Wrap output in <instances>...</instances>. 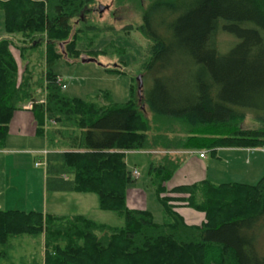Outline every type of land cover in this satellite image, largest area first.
Instances as JSON below:
<instances>
[{"label":"trees","instance_id":"obj_1","mask_svg":"<svg viewBox=\"0 0 264 264\" xmlns=\"http://www.w3.org/2000/svg\"><path fill=\"white\" fill-rule=\"evenodd\" d=\"M94 1L0 0L6 33L22 37L0 39V149L14 111L31 104L51 149L46 189L95 192L123 224L0 209V259L12 239L29 236L40 238L43 264H264V174L256 184L205 179L172 193L164 186L181 163L170 151L264 145V127L242 126L247 115L264 121L252 112L264 110V0H149L136 30L149 42L142 103L150 119L134 85L130 99L118 103L109 92L71 97L57 84L53 63L82 51L96 58L93 42L111 31L88 20ZM222 33L232 39L225 51ZM11 47L24 62L20 74ZM158 148L165 154L148 153V173L161 223L125 204L133 176L125 151ZM182 202L204 220L187 224L177 211Z\"/></svg>","mask_w":264,"mask_h":264},{"label":"rangeland","instance_id":"obj_2","mask_svg":"<svg viewBox=\"0 0 264 264\" xmlns=\"http://www.w3.org/2000/svg\"><path fill=\"white\" fill-rule=\"evenodd\" d=\"M149 0H95L91 6L88 20L106 30L102 37L93 42V50H99L95 61L83 62L81 58H88L89 53L82 51L79 58L61 59L52 64L53 71L58 73L66 83L64 93L71 97L95 99L97 95L109 92L113 101L118 103L130 99L131 88H136V76L142 72V64L148 52V40L136 30L141 21V12ZM85 19V17H82ZM77 18L72 19L73 26H79ZM77 24V25H76ZM129 27V28H128ZM21 39L18 35L7 34L4 27V14L0 11V39ZM220 45L225 51L232 39L221 34ZM80 44L79 48H83ZM147 48V50H146ZM14 58L21 73L24 62L21 61L16 48L11 47ZM35 56L34 54L31 57ZM34 60V59H33ZM119 68L120 71L109 70ZM143 92V90H142ZM135 95L141 103L145 115L150 119L146 103H142V97ZM257 116L264 117V110L252 111ZM33 119L34 115L32 113ZM13 116L11 117V119ZM264 119V118H263ZM245 128L264 127L259 119L247 115L242 121ZM11 125L5 147L8 150L0 152V206L4 200L8 204H16L18 209L41 210L58 216H71L81 214L95 221L105 222L110 226H120L123 218L111 210L101 208L98 194L95 192L82 191H55L44 187V161L43 158L35 157L30 153L32 149L43 146L42 138L33 136L21 137L13 132ZM175 130L180 131L178 125ZM221 148V149H220ZM217 149V156H212L211 149H204L206 158L203 162L190 161L188 158L181 168L176 170L171 180L182 179L187 172L197 170L210 175L215 182H230L231 178H238L239 182L256 184L264 174V145L254 151L255 164L237 165L235 172L226 168L229 153L223 152V148ZM159 151H163L158 148ZM165 153L163 152L162 155ZM156 157V154H152ZM161 155V156H162ZM199 155L191 153L189 156ZM159 156V157H161ZM219 157V158H218ZM248 157L242 161L248 162ZM149 156L145 152H127L125 156L126 167L132 172L137 169V176H132L125 187V204L130 209L148 210L155 222H162V206L152 187L148 175ZM238 171V172H237ZM226 174V175H225ZM211 179V180H212ZM253 182V183H251ZM8 207L11 205H7ZM186 217L189 222L195 221L196 217ZM264 233V221L261 225ZM39 237L24 236L12 239L13 247L8 249L7 258L0 264H43V249Z\"/></svg>","mask_w":264,"mask_h":264},{"label":"crops","instance_id":"obj_3","mask_svg":"<svg viewBox=\"0 0 264 264\" xmlns=\"http://www.w3.org/2000/svg\"><path fill=\"white\" fill-rule=\"evenodd\" d=\"M13 118L10 119L9 121V125H11L10 129L12 128L13 132L18 133L21 137H29V138H33V136H37L39 138H42V143L43 146L40 147L39 149H32L30 150V153H33L35 155V157H41L43 158L44 164H45V157L46 154L51 151V149H49L47 147V141H46V137L43 135L38 134L37 132V123L35 121V119H33L32 116V111L31 108H25L23 106L22 109L16 110L13 113ZM9 127V126H8ZM43 130L46 132V125L44 124L43 126ZM220 147H217L212 153V156H217L216 152L217 149H219ZM224 150L223 152L229 153L228 161L225 162V166L226 168H229V171L226 173L228 174L230 171L235 172L237 169V165H250L252 163L255 164V154L253 150H256L257 148H242V147H222ZM221 149V148H220ZM6 149V147L4 146V148L0 149V152H3ZM204 149H183V150H174V151H170L169 154L173 155V156H179L181 158V163L179 164L178 168L176 170H178L179 168L182 167V165L186 162V159L188 158L190 161H200L203 162V160L206 158V155L204 153L203 157H200V155H196L193 156V160L190 158V154L191 153H196L199 154L200 151H203ZM134 152V151H141V152H145L146 155H148V153L151 154H156V157H154L152 155L153 158H159V156H161L163 154L164 151H148V150H127L125 151V155H124V162L126 164L125 161V156L127 152ZM245 157H248V162L246 161H242V159ZM219 158V157H218ZM149 163V160H148ZM45 167V165H44ZM175 170V172H176ZM174 172V173H175ZM238 172V171H237ZM173 173V174H174ZM225 174V175H226ZM149 175V173H148ZM173 176V175H172ZM172 176L170 177V179L168 181H166L164 183L165 189L168 191V193H172L174 188L177 186H184V185H191L193 183H198L200 181L203 180H209L211 183L214 184H221V183H228V182H215L216 180L210 178V175H205L204 172H198L197 170H191L189 172L186 173V175L182 178V179H177L175 180H171ZM68 177V176H66ZM150 180H151V176L149 175ZM212 179V180H211ZM232 180H230V183L233 182H239L238 178H231ZM43 181H44V187L46 188V171L44 169V177H43ZM241 182V181H240ZM241 183H245V182H241ZM247 183V182H246ZM253 183V182H251ZM250 184V183H247ZM187 195V194H186ZM183 197V196H180ZM7 205H11V206H7ZM12 207H18L16 204H8L7 200H4L2 205L0 206V209H18V208H12ZM19 210H24V209H19ZM24 211H29V210H24ZM36 211H41V210H36ZM177 211L180 213V215L183 217L184 221L187 224H200L203 220H204V215L202 212L192 208L191 206L187 205L186 202H182L179 203V206L177 207ZM43 212V211H41ZM44 213V212H43ZM187 213L189 215L195 216L196 219L193 222H189L187 221L188 219L186 217H188ZM42 239V238H41ZM43 249V247H42Z\"/></svg>","mask_w":264,"mask_h":264},{"label":"water","instance_id":"obj_4","mask_svg":"<svg viewBox=\"0 0 264 264\" xmlns=\"http://www.w3.org/2000/svg\"><path fill=\"white\" fill-rule=\"evenodd\" d=\"M81 61L83 62H89V61H95V58L93 57H88V58H81ZM136 88H137V95L142 97V89H143V78L141 74H138L136 76Z\"/></svg>","mask_w":264,"mask_h":264},{"label":"built area","instance_id":"obj_5","mask_svg":"<svg viewBox=\"0 0 264 264\" xmlns=\"http://www.w3.org/2000/svg\"><path fill=\"white\" fill-rule=\"evenodd\" d=\"M57 84L60 85L61 88H63V89L66 87V83H65V81H64L63 78L60 77V76L57 77ZM24 107H25V108H29V107L31 108V104H26V105H24ZM199 155H200V157H203V156H204V151H200V152H199ZM132 175H133V176H137V169H136V168H134V169L132 170Z\"/></svg>","mask_w":264,"mask_h":264}]
</instances>
